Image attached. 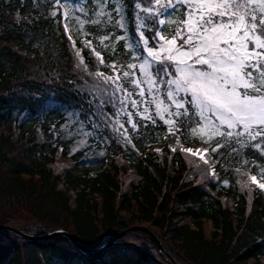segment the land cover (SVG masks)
Instances as JSON below:
<instances>
[{
    "label": "trees",
    "instance_id": "16d2710c",
    "mask_svg": "<svg viewBox=\"0 0 264 264\" xmlns=\"http://www.w3.org/2000/svg\"><path fill=\"white\" fill-rule=\"evenodd\" d=\"M137 2L122 0L127 33L114 23H87L85 36L71 25L74 49L59 12L53 15L47 0H0V224L35 235L62 230L88 249H99L130 227L146 226L177 264H264V190L248 178L260 179L264 145L241 148L233 143L216 153L209 149L215 167L211 176L203 161L181 151L185 145L207 147L188 128L172 135L163 121L152 124L135 116L138 128L132 129L127 115H117L118 102L115 107L101 103L109 100L106 86L97 87L99 82L77 66L79 49L91 72L109 75L112 70L105 65L134 62L126 42L115 37L127 34V43L140 52L135 47ZM104 35L112 37L105 44L114 50L100 45L98 37ZM86 38L105 65L84 48ZM65 111L76 113L89 141L104 147L99 171L71 167L58 156L72 158L78 166L88 158L87 151H72L63 136ZM32 224L43 230L34 232ZM164 261L144 230L132 231L94 255L79 252L64 236L24 240L0 231V264Z\"/></svg>",
    "mask_w": 264,
    "mask_h": 264
},
{
    "label": "snow or ice",
    "instance_id": "6c2138e0",
    "mask_svg": "<svg viewBox=\"0 0 264 264\" xmlns=\"http://www.w3.org/2000/svg\"><path fill=\"white\" fill-rule=\"evenodd\" d=\"M109 2L102 0L95 20L76 17L81 26L79 31L83 32L85 23L99 25L100 17L106 16L108 23L127 33L123 7H115L120 19L114 21L111 12L105 11ZM135 7L138 11L134 27L139 33L135 47L142 48L144 55L133 51L127 35L115 37L126 42L135 62L105 65L92 39L86 38L84 48L91 50L100 65L112 70L109 75L99 70L91 72L84 63L83 49L76 50L77 66H83L99 82L97 87L106 86L103 91L109 100L101 103L115 107L118 102L117 115L121 112L127 115L132 129L138 128L135 116L152 124L158 118L172 135L181 133L182 126L188 128L190 135L207 147L197 148L195 152L192 148L181 150L199 155L205 164L209 163L205 158L209 149L216 153L233 143L241 148L261 149L264 145V0H139ZM70 11L87 15L80 3L65 10L66 20L72 18ZM64 29L69 31L67 23ZM145 30L151 35L147 36ZM68 39L75 49L76 42L70 34ZM98 39L103 48L114 50V45L105 44L112 37L104 35ZM129 106L134 112L128 110ZM120 128L124 125L120 124ZM231 150L238 151L234 147ZM258 175L264 180V169ZM248 178L264 190V183L258 182L256 175Z\"/></svg>",
    "mask_w": 264,
    "mask_h": 264
},
{
    "label": "rangeland",
    "instance_id": "374dc122",
    "mask_svg": "<svg viewBox=\"0 0 264 264\" xmlns=\"http://www.w3.org/2000/svg\"><path fill=\"white\" fill-rule=\"evenodd\" d=\"M101 2H102V0H60V3L58 4L57 0H51V3L53 5V9L51 11H52V13H54L57 9H59L60 11L70 10L72 5L80 3L81 6L85 9V12H87V15H85L84 13L79 12V11H70V15L72 18L70 20H67V22H68L69 26L73 25V28H75V30L77 31L76 32L77 34H83V32H85V30H86L87 23L84 24L83 32H81V31H79L81 26L75 18L79 17L80 19H83L86 21L97 19L95 13L97 11H99V7H100ZM117 5L123 7V9H124V12H123L124 20H125V23L127 24L128 19H127L126 12H125L126 8H125V4L122 3V0H110V2L105 7V11L111 12V14L114 18V21L119 20L120 17L114 11V9ZM100 20H101V22H107V17L106 16L100 17ZM139 50H140V48H139ZM139 50L137 48V51H139ZM142 55H144V53ZM62 115L63 116H62L60 127L62 128V131L64 132L63 136L66 137L70 142V149L72 151H77V150L87 151L86 154H87L88 158H87L86 162H84V163L80 162L79 166L77 165V168L81 169L83 167H88L91 172L99 171L100 168L102 166H104V164H105V162H104V155H105L104 147L102 146V144L96 145L95 143L89 141V139H88L89 131L85 129V125L83 124V122L80 120L79 116L76 113H74L73 111H65ZM25 116L26 115L24 114V117ZM157 120H159V119L157 118ZM253 143H256V142H253ZM17 224H21V223L17 222ZM6 225H9V224H6ZM32 225L36 227V229H34V232L37 231V233L38 232L40 233V231L43 230V228L41 226H36L35 224H32ZM9 226H12V225H9ZM29 232H32V231H29ZM47 232H50V231H47ZM25 234L32 235V236L35 235L34 233H32V234L31 233H25ZM15 235H17V234H15ZM17 236H19V235H17ZM35 236H37V235H35ZM19 237L21 238V236H19Z\"/></svg>",
    "mask_w": 264,
    "mask_h": 264
},
{
    "label": "water",
    "instance_id": "95a60500",
    "mask_svg": "<svg viewBox=\"0 0 264 264\" xmlns=\"http://www.w3.org/2000/svg\"><path fill=\"white\" fill-rule=\"evenodd\" d=\"M135 230H144L146 231L150 236L151 238L153 239V241L156 243L157 245V248L158 250L162 253V254H165V250L162 246V243L160 242V240H158V238L154 235V233L151 232V230L146 227V226H133V227H130L128 229H125L121 232H119L118 234L114 235L107 243H105L102 247H100L99 249H88V248H85L83 246H81L70 234H68L67 232L65 231H53V232H48V233H45V234H42V235H28V234H25L23 233L21 230L15 228V227H12V226H9V225H0V231H10L12 233H15L19 236H21V238L23 239H26V240H47L49 238H52V237H56V236H65L66 238H68L71 243L75 246V248L77 250H79L80 252L82 253H85V254H88V255H94V254H99L101 253L103 250H105L106 248H109L111 246H114L117 244V241L124 235L132 232V231H135ZM164 264H176L175 262H167V263H164Z\"/></svg>",
    "mask_w": 264,
    "mask_h": 264
}]
</instances>
